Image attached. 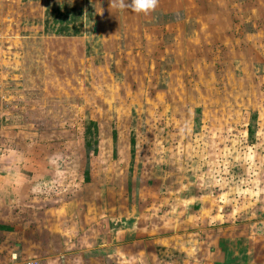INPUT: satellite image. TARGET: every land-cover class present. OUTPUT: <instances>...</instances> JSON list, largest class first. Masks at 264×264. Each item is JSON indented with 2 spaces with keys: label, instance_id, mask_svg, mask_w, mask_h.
<instances>
[{
  "label": "rangeland",
  "instance_id": "1",
  "mask_svg": "<svg viewBox=\"0 0 264 264\" xmlns=\"http://www.w3.org/2000/svg\"><path fill=\"white\" fill-rule=\"evenodd\" d=\"M87 1L52 4L40 31L51 41L17 42L25 19L5 23L0 81L25 94L14 125L0 123V152L20 156L24 140L32 165L57 155L64 200L103 218L102 232L133 216L157 264H264V0L203 16L186 45L146 15L115 32L89 3L87 21Z\"/></svg>",
  "mask_w": 264,
  "mask_h": 264
},
{
  "label": "crops",
  "instance_id": "2",
  "mask_svg": "<svg viewBox=\"0 0 264 264\" xmlns=\"http://www.w3.org/2000/svg\"><path fill=\"white\" fill-rule=\"evenodd\" d=\"M56 1L59 0H0V47L11 46L9 34L13 33L14 28L9 33V28L5 25L10 20L20 22L25 19L27 24L20 26V29L15 28L16 33L13 36H16L17 42L32 40L35 43L44 37L50 41L56 39L51 33L42 34L45 30L43 17ZM65 1L67 4L73 2ZM236 1L159 0L158 7L146 15L147 26L152 30L158 28L160 31L181 33L182 45H186V41L196 44L200 37L197 33L205 30L204 25L207 26L202 17L206 16V21L220 20L221 15L225 14V19L226 15L230 19V10ZM238 1H241L238 2V7L247 3L246 8H249V0ZM114 2L115 0H88L86 9H83V13L89 16L87 21L94 15V9L90 5L94 8L100 7L107 22L114 19L112 28L115 32H123L122 29L127 31L128 27H122L123 17L130 20V16L145 15L130 9L113 7ZM126 2L130 3V0ZM242 13L246 12L242 10L240 14ZM31 15L35 17L34 20H26L25 16ZM158 18L162 19L155 21ZM111 25L110 23L109 26ZM189 29L193 35L188 38L186 32ZM115 36L118 37V33ZM2 61L0 57V63ZM6 75L3 73L2 77ZM13 93L0 81V123L6 124L7 120L12 123L16 117L11 116L12 112L24 108L18 96L22 97L25 92L21 88L19 94ZM16 121L17 118L15 123ZM33 145L35 144L27 145L23 140L25 149L21 150L20 156L14 149L10 153L0 152V161L4 163L0 168V264H148L149 260L151 264H157L154 250L158 244H154V237L147 234L146 225L139 227V222L130 216L126 229L119 225L112 229L109 227L108 232H102L99 224L101 219L103 228H107V222L103 218L98 216L95 220L92 218L91 222L86 208L76 205L77 200L74 201L75 205L70 199L64 200L63 195L69 192L64 181L68 170L66 166L50 165L51 157L57 158V155L50 154L51 157L46 158V166L32 165L33 162L38 163L37 159L40 158L29 156L25 150H30ZM46 211H50L49 216ZM120 223L125 224V219ZM107 236L112 240H107Z\"/></svg>",
  "mask_w": 264,
  "mask_h": 264
},
{
  "label": "clouds",
  "instance_id": "3",
  "mask_svg": "<svg viewBox=\"0 0 264 264\" xmlns=\"http://www.w3.org/2000/svg\"><path fill=\"white\" fill-rule=\"evenodd\" d=\"M158 4L159 0H130V3L126 0H115L113 7H118L121 10L130 9L135 13L148 15L158 7Z\"/></svg>",
  "mask_w": 264,
  "mask_h": 264
},
{
  "label": "trees",
  "instance_id": "4",
  "mask_svg": "<svg viewBox=\"0 0 264 264\" xmlns=\"http://www.w3.org/2000/svg\"><path fill=\"white\" fill-rule=\"evenodd\" d=\"M130 142L132 143V140H130Z\"/></svg>",
  "mask_w": 264,
  "mask_h": 264
},
{
  "label": "built area",
  "instance_id": "5",
  "mask_svg": "<svg viewBox=\"0 0 264 264\" xmlns=\"http://www.w3.org/2000/svg\"><path fill=\"white\" fill-rule=\"evenodd\" d=\"M29 264V263H28Z\"/></svg>",
  "mask_w": 264,
  "mask_h": 264
}]
</instances>
